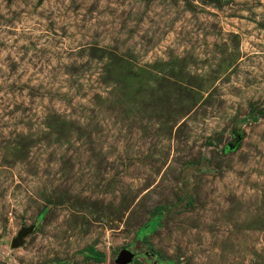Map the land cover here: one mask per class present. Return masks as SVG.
Returning <instances> with one entry per match:
<instances>
[{
    "label": "rangeland",
    "instance_id": "rangeland-1",
    "mask_svg": "<svg viewBox=\"0 0 264 264\" xmlns=\"http://www.w3.org/2000/svg\"><path fill=\"white\" fill-rule=\"evenodd\" d=\"M121 248L264 264V0H0V264Z\"/></svg>",
    "mask_w": 264,
    "mask_h": 264
},
{
    "label": "water",
    "instance_id": "water-1",
    "mask_svg": "<svg viewBox=\"0 0 264 264\" xmlns=\"http://www.w3.org/2000/svg\"><path fill=\"white\" fill-rule=\"evenodd\" d=\"M33 225L30 227H22L20 228L14 238L10 241V246L15 247L21 242V237L25 234H27L30 230H32ZM133 257V252L130 250H127L126 248H121L119 252L116 254L114 258V264H128Z\"/></svg>",
    "mask_w": 264,
    "mask_h": 264
},
{
    "label": "trees",
    "instance_id": "trees-1",
    "mask_svg": "<svg viewBox=\"0 0 264 264\" xmlns=\"http://www.w3.org/2000/svg\"><path fill=\"white\" fill-rule=\"evenodd\" d=\"M154 225V224H152ZM147 226L145 225L143 227V229L145 230ZM153 227V226H152ZM143 229L141 230V232L143 231ZM84 251H86V254L89 255L91 258H93L94 260L99 261L101 259V253L97 250H95L92 247H87ZM159 264V263H158ZM169 264V263H168Z\"/></svg>",
    "mask_w": 264,
    "mask_h": 264
}]
</instances>
